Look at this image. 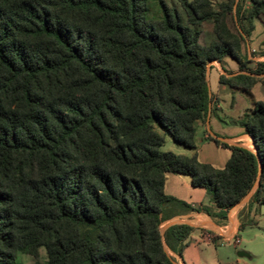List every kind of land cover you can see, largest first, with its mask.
<instances>
[{
  "label": "trees",
  "instance_id": "1",
  "mask_svg": "<svg viewBox=\"0 0 264 264\" xmlns=\"http://www.w3.org/2000/svg\"><path fill=\"white\" fill-rule=\"evenodd\" d=\"M177 1L183 13L157 0L151 18L147 0H0V264L40 247L47 259L34 264H176L165 246L182 257L194 228L162 223L188 213L227 220L257 180L252 199L264 203V101L236 121L254 150L209 137L229 151L221 168L161 150L151 123L195 147L209 62L230 58L245 73L219 82L253 88L264 62L248 69L243 44L255 20L264 25V0H248L238 31L233 0ZM166 172L188 175L214 207L166 194Z\"/></svg>",
  "mask_w": 264,
  "mask_h": 264
},
{
  "label": "rangeland",
  "instance_id": "2",
  "mask_svg": "<svg viewBox=\"0 0 264 264\" xmlns=\"http://www.w3.org/2000/svg\"><path fill=\"white\" fill-rule=\"evenodd\" d=\"M148 1V8H149V17L156 18L160 15V8L157 0H147ZM169 6L177 7L182 13L183 10L181 9L177 0H165ZM215 7L221 2L227 0H211ZM237 5L241 7V16L238 18L235 15V10ZM248 0H233V12L228 18V24L232 28L233 31H238L243 28L248 27V23L246 20L242 19V15L245 14L246 10L249 7ZM244 17V16H243ZM249 38V40H248ZM215 39V35L213 33V27L211 22H204L201 25V36L200 42L203 44H208L212 40ZM250 43L251 49H255L256 51L252 52L251 50L248 51L247 43ZM243 51L247 56L248 63L247 68L251 71L258 69V63L264 62V59H253L254 56L260 55L264 53V25L258 21L255 22V27L249 35L245 36V41L243 44ZM233 61L228 57L223 59V63L220 64L218 61H212L207 64V69L211 65H220L224 74L225 65L224 60ZM234 63V61H233ZM239 69V67H238ZM241 71V70H239ZM242 73H245L241 71ZM215 74V70L211 71V88L212 92L216 93V86L215 82L213 81ZM226 75V74H225ZM258 81L254 84L251 90H237L235 92V101L233 102L232 106H229V99L223 92L220 93L222 96L223 108L222 110L215 111L212 114L213 117V125L212 128H217V130H221V132H235L236 126L234 121L236 118L242 114L245 109L251 108L254 106L255 103L258 101H264V73L256 75ZM206 79H207V71H206ZM224 89H226V93L230 88L226 85H223ZM206 115V114H205ZM205 115L201 119H205ZM214 120L216 123H214ZM151 123L153 128L159 132L164 140L163 144L161 145V150L163 151H171L175 154H181L185 156H190L194 152L195 154H199L200 158L203 160H208L211 164L216 167H220L223 164V160L228 158L229 151L221 146H215L214 144L210 143L208 139L204 137L205 133H208L207 129L203 124H195V147L189 148L177 144L173 141L171 136L165 132L161 126H159L155 119H151ZM241 141L243 146L253 148V143L248 142L247 139L239 140ZM245 145H244V144ZM196 154V155H197ZM258 180L253 185L250 192L244 196L233 208H237L238 212V220L248 221V219L252 220V224L246 223L243 228L240 230L238 239L240 240L239 244L236 245V248H233L231 244H227L221 242L220 245L217 246H209L207 247L204 244H200L198 250L201 251L200 261L207 260L208 262H214L215 260L221 259L224 262H228L229 264H236L235 260H247L252 264H263L264 263V203H260L254 201L252 199V195L255 192L258 186ZM264 185V179H263ZM204 191V190H203ZM206 195L207 192H204ZM260 197L264 198V188L260 193ZM245 207L242 217H239V211ZM232 208V209H233ZM249 211H246L248 210ZM184 217H174L169 221H180L184 220ZM164 222L161 224L160 229L163 231V228L167 223ZM203 231L208 233H215L213 230H209L204 228ZM187 247V246H186ZM185 247V248H186ZM184 248V249H185ZM166 251L171 255L170 251L165 246ZM249 249L252 252V256H240L238 251H246ZM183 256V251H182ZM47 259V254L44 248L40 247L38 250L37 256H31L26 254H18L16 258V264H34L36 261L44 262ZM177 259V258H176ZM178 261V262H177ZM176 261V264H181L179 260ZM187 264V263H186ZM223 264V263H221Z\"/></svg>",
  "mask_w": 264,
  "mask_h": 264
},
{
  "label": "crops",
  "instance_id": "3",
  "mask_svg": "<svg viewBox=\"0 0 264 264\" xmlns=\"http://www.w3.org/2000/svg\"><path fill=\"white\" fill-rule=\"evenodd\" d=\"M256 21L257 20H255V22ZM255 22H254V27H255ZM258 22H260V21H258ZM248 40H249V38H248ZM247 48H248V51H250V50L252 52L256 51L255 49H251V45H250L249 41L247 43ZM257 58L264 59V53L253 57L254 60ZM224 65H225L224 66L225 69H223L224 75L226 74L227 76H231V75H236L238 73H242L241 71H239L237 63H235V62L233 63V61H227L225 59ZM212 70H215L213 81L215 82L214 84L216 86V93H213L212 88H211V86H212V84H211V71ZM222 74H223V71H222V68L220 65H211L207 69V81H208L209 90H210V94H211V101L209 103L208 111L205 115V119L203 120V122L201 120H198L195 124L201 123L205 126L208 133H205L204 137L206 139H208L209 142L214 144L215 146H218V145L213 140H211L209 137H213L215 139L226 142L228 144L243 146L242 143H240L241 141H239V140H242L245 138V139H247L248 142H252V139L250 136L243 133V129L237 125L236 121L238 118H240L242 116V114L247 109H245L242 112V114L239 115L236 118V120L234 121L235 126L237 127L235 132H229V133L221 132V130H217V128L216 129L212 128V125H213L212 114L215 111L222 110V108H223L222 102H223L224 98H222L220 93L223 92L225 94V96H227V98L229 99V106H232L233 102L235 101V92L237 90L241 91V89H239V88H231L228 86L230 88V90H228L226 93V89H224V86H223L224 84H221L219 82V77ZM214 123H216L215 120H214ZM195 131H196V128H195ZM194 144H195V137H194ZM246 148L254 150V147L253 148L246 147ZM191 153L192 154L190 156L195 154L194 152H191ZM196 156L200 162L208 163V164L214 166L208 160H203L202 158H200L199 154H197ZM226 160H227V158L225 160H223L222 166H220V167L214 166V167H216V168L223 167ZM203 190L204 189L201 187L191 186L190 178L186 174L177 173V172H166L165 173L164 191L166 194L174 196L178 199L184 200V201L191 203V204L207 205V206H210L211 208H213L214 204L211 201L210 196L206 195L204 193L205 190L204 191ZM244 208L245 207H243V209ZM176 217H184L185 219L180 220V221H169L168 220L169 222L165 226H168L170 224H174L171 222H175V223H188L191 226H193V228H194L193 231L190 233L188 239H187L188 245L183 250V256L182 257H180V256H178V255H176L170 251L171 255L175 258L176 261L179 260V262L181 264H186V263L187 264H221V263L229 264L228 262H224L221 259L215 260L214 262H208L207 260L200 261L201 251L198 250V248H199L198 246L200 244H204L207 247L217 246V245H220L221 242H224L227 244H231L233 248H236L237 247L236 245H238L240 242V240L238 239L239 232L243 228L240 226V222L238 220L237 208H233L229 211L227 220H219V219L211 218L210 216L203 214V213H188V214L180 215V216H176ZM204 228L209 229V230H213L215 233L205 232V231H203ZM238 253L240 256H249V255L252 256V252L249 249H247L246 251H238ZM235 263L236 264H252L247 260H243V261L235 260Z\"/></svg>",
  "mask_w": 264,
  "mask_h": 264
},
{
  "label": "water",
  "instance_id": "4",
  "mask_svg": "<svg viewBox=\"0 0 264 264\" xmlns=\"http://www.w3.org/2000/svg\"><path fill=\"white\" fill-rule=\"evenodd\" d=\"M171 223H175V222H171ZM167 226H165L164 228H163V230L166 228Z\"/></svg>",
  "mask_w": 264,
  "mask_h": 264
}]
</instances>
